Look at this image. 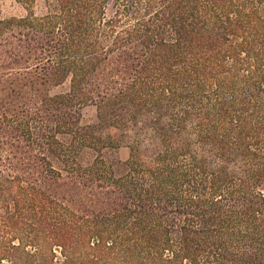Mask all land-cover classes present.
Wrapping results in <instances>:
<instances>
[{
	"label": "trees",
	"instance_id": "obj_1",
	"mask_svg": "<svg viewBox=\"0 0 264 264\" xmlns=\"http://www.w3.org/2000/svg\"><path fill=\"white\" fill-rule=\"evenodd\" d=\"M15 2L0 264H264V0Z\"/></svg>",
	"mask_w": 264,
	"mask_h": 264
},
{
	"label": "rangeland",
	"instance_id": "obj_2",
	"mask_svg": "<svg viewBox=\"0 0 264 264\" xmlns=\"http://www.w3.org/2000/svg\"><path fill=\"white\" fill-rule=\"evenodd\" d=\"M24 15L23 9L18 5L15 0H0V18L2 17H21ZM68 84L52 90V94L63 93L66 91ZM83 121L90 122L94 120L95 111L92 107H87L82 112ZM117 158L119 161L124 162L128 155V150L124 147L120 148L117 153Z\"/></svg>",
	"mask_w": 264,
	"mask_h": 264
}]
</instances>
